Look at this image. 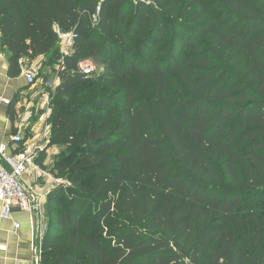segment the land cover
I'll list each match as a JSON object with an SVG mask.
<instances>
[{
  "label": "trees",
  "instance_id": "1",
  "mask_svg": "<svg viewBox=\"0 0 264 264\" xmlns=\"http://www.w3.org/2000/svg\"><path fill=\"white\" fill-rule=\"evenodd\" d=\"M98 1L0 0L10 79L75 35L50 124L69 152L54 170L86 198L48 194L40 264H264V0L197 25L205 0H106L95 23ZM181 5L185 24L166 16Z\"/></svg>",
  "mask_w": 264,
  "mask_h": 264
},
{
  "label": "rangeland",
  "instance_id": "2",
  "mask_svg": "<svg viewBox=\"0 0 264 264\" xmlns=\"http://www.w3.org/2000/svg\"><path fill=\"white\" fill-rule=\"evenodd\" d=\"M138 1L140 0H130V2L134 5ZM204 2L208 10V15L201 19L198 23H196V25L201 24L207 18L217 17L220 12L224 10V5L219 0H205ZM153 4L155 8H160V4L157 1H153ZM133 10L134 9L132 7L129 11L130 16ZM181 10L182 5L178 7L175 14L169 12L166 14V16L170 21H179L180 23L185 24V19L179 18V13L181 12ZM195 10L196 7L192 8L187 15H190ZM196 25H188V27L192 28ZM171 29L173 31L174 27ZM199 42L200 41H198V43ZM25 66L36 76V83L32 86L27 85L23 93L20 94L18 101L16 102L17 123H19L20 125V129L17 128L16 131L18 132L19 130H21L18 133H20L24 137L25 142H29V140H31L30 145H37L39 151L46 154V161L44 163L45 169L41 167L40 168L47 175L39 180V185L42 188H45L48 185L56 187L59 185L56 181L58 180L60 182L59 186H64L68 189L66 190V203L69 202V200L77 202L81 197L85 199L86 197L82 195L80 191H78L70 182V175L72 173L60 174L54 170L56 161H63L69 158V152L67 151V148L59 144L54 139L51 132L49 133L47 131V126L51 125L50 122L52 121V105L55 101V88H49L46 83H50L52 85L54 84V81L57 78L59 66L57 64L50 65L46 58L43 60L35 61L26 60ZM91 67V74L100 73V69L97 68L94 63H92ZM91 79L92 78L90 77L87 81V83L90 84V90H92L95 86L94 80ZM100 90L101 89H99V91ZM0 129L1 131L2 129L4 130V128ZM67 171L68 170H66V172ZM46 179H49V181ZM78 205L81 208L82 214L87 215L89 219L92 220L96 209L95 204L92 203L91 200H83L81 203H78Z\"/></svg>",
  "mask_w": 264,
  "mask_h": 264
},
{
  "label": "built area",
  "instance_id": "3",
  "mask_svg": "<svg viewBox=\"0 0 264 264\" xmlns=\"http://www.w3.org/2000/svg\"><path fill=\"white\" fill-rule=\"evenodd\" d=\"M106 0H99L96 9V15L93 18L96 23L101 12L102 5ZM60 51L59 69L64 66V58L72 55L75 45V35L73 32H63L60 29L55 30ZM23 74L27 85L36 83V76L28 70L24 61ZM92 62L86 61L79 64V69L86 75H90ZM49 88L55 89L59 85L58 76L54 84L46 83ZM43 85V86H46ZM1 104L9 107L12 103L9 99H2ZM40 151L37 145H30L25 142L20 133L13 134L9 143H0V203L2 205V216L9 219L14 210L19 212L33 214L36 217L37 240L34 246V260L32 264H40L41 243L47 231L43 223V214H41L42 197L36 194L34 187L25 183L24 177L30 176L34 172L37 179H41L47 174L41 170L37 164ZM60 185V182L56 180ZM16 229L20 226L16 225ZM6 246H0V252H5Z\"/></svg>",
  "mask_w": 264,
  "mask_h": 264
},
{
  "label": "crops",
  "instance_id": "4",
  "mask_svg": "<svg viewBox=\"0 0 264 264\" xmlns=\"http://www.w3.org/2000/svg\"><path fill=\"white\" fill-rule=\"evenodd\" d=\"M43 59H45V57H40L36 60ZM25 62L26 61H24V63ZM8 68L9 53L6 49L0 47V101L2 99H9L12 101L18 93L20 96L27 86L26 78L23 73L17 79L8 78ZM8 111L9 107L3 106L0 102V128H4L2 131L0 129V143H9L11 136L15 134V132L18 133L21 131H16L17 128L20 129V125L17 123V118L15 124L12 125ZM47 129V131L52 134V126L48 125ZM30 141L31 140L28 142L29 144L31 143ZM41 153L42 152H40V154ZM39 180L34 172L30 174V176L24 177L25 183L29 186H33L36 194H39L42 197L41 214H43V223L47 228V197L54 187L48 185L45 188H42L39 185ZM46 180L49 181V179ZM16 225H19L20 228L16 229ZM36 240L37 227L35 215L14 210L11 217L6 219L2 216V205L0 203V246H6L7 248L5 252H0V264H32L34 260L33 250Z\"/></svg>",
  "mask_w": 264,
  "mask_h": 264
}]
</instances>
